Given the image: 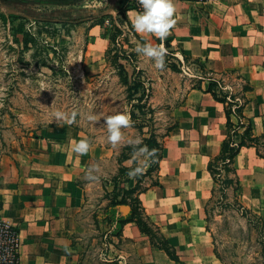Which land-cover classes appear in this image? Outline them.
Returning a JSON list of instances; mask_svg holds the SVG:
<instances>
[{"label": "rangeland", "instance_id": "374dc122", "mask_svg": "<svg viewBox=\"0 0 264 264\" xmlns=\"http://www.w3.org/2000/svg\"><path fill=\"white\" fill-rule=\"evenodd\" d=\"M98 2L15 0L4 3L0 0V173L8 157L17 150L16 143L23 148V141L28 137L50 133L52 137L66 134L75 142L89 139L91 148L81 155L84 172L78 180L93 184L72 237L76 264H152L151 255L147 261L130 241L113 235L115 221L107 212L113 198L110 192L116 184L115 195L118 199L122 196L126 185L121 167L135 166L136 141L141 140L143 145V139L149 138L151 133L164 147L159 169L152 168L155 160H151L144 173L130 179L129 185H134L137 180L140 189L152 190L159 183L167 182L162 172L168 169L169 155L165 150L168 130L178 125L179 109L186 92L196 84L200 73L196 65L183 60L184 54L169 41L145 38L133 28V31L126 29V34L114 37L108 61L102 62V71L94 77L88 76L83 59L89 42L86 18L105 10ZM111 10L103 12L114 15ZM100 20L97 18L93 22ZM107 29H111L109 25ZM109 33L113 34V30ZM137 42L162 44L167 49L164 70H156L147 58L136 54ZM122 54L130 57L128 63L120 60L126 64L128 73L134 72L150 87L148 103L153 109L154 121H146L149 115L131 120V126L122 129V141L113 145L107 139L104 120L117 113L129 116L132 110L138 113L131 106L137 102L127 98L113 66ZM246 70L240 67L238 72L225 78L223 90L236 91L240 83L237 77ZM211 71L215 74L226 72ZM57 110L77 112L76 122L69 125L54 120L53 113ZM90 114L96 115L97 122L88 120ZM259 150L264 155V144H260ZM213 187L215 191L206 203L204 218L213 261L217 263L215 256L221 264H264V217L250 208L247 198H241L234 181H220ZM179 217L187 220L185 214ZM140 219L146 222L144 215L140 214ZM154 219L151 221L159 227L161 223L167 225L164 218ZM162 232L168 239V233ZM161 254L167 258L165 253ZM3 259L0 255V264Z\"/></svg>", "mask_w": 264, "mask_h": 264}, {"label": "crops", "instance_id": "0c3cea01", "mask_svg": "<svg viewBox=\"0 0 264 264\" xmlns=\"http://www.w3.org/2000/svg\"><path fill=\"white\" fill-rule=\"evenodd\" d=\"M116 1L98 3L110 11ZM174 4L176 23L166 40L182 54L200 58L213 71L247 68L243 75L251 91L243 114L252 120L254 134L264 135V0H174ZM103 11L86 18L89 42L83 59L91 77L102 71L109 45L107 26L93 22L105 14ZM137 13L134 9L125 11L131 25ZM178 117V125L169 132L165 146L169 162L162 175L167 182L141 192L139 199L151 219L166 220L167 225L161 223L160 229L168 233L185 264H221L214 254L217 263L211 257L204 218L214 185L208 162L219 153L226 137L224 107L210 93L189 88ZM23 142V148L16 143L17 150L0 173V222L18 231L17 264H76L72 237L93 183L78 180L84 166L81 155L73 151L75 139L47 133ZM233 166L241 198H247L250 208L264 217V158L257 155L254 147H244L234 158ZM129 208L118 206L117 215L125 216ZM182 214L187 220L178 218ZM119 237L130 241L147 261L151 255L152 264L173 262L166 254L167 258L163 257V251L151 247L148 237L134 222L125 224Z\"/></svg>", "mask_w": 264, "mask_h": 264}, {"label": "trees", "instance_id": "16d2710c", "mask_svg": "<svg viewBox=\"0 0 264 264\" xmlns=\"http://www.w3.org/2000/svg\"><path fill=\"white\" fill-rule=\"evenodd\" d=\"M3 1L4 3H10L15 0ZM183 1L198 2V0ZM202 2L206 1L202 0ZM112 9L116 12L115 15L108 13L102 14L98 17L101 18V20L96 22V24L103 25L105 20L109 19L111 25L110 30H113V34H110V30H108L109 45L104 56L106 61H108L110 44H112L114 37L121 35L122 33L126 34V29L133 31L132 25L125 16V11L134 9L130 1L117 0L112 5ZM66 13H69L71 16L70 11H67ZM95 20H97V18ZM23 43L27 46L25 39L23 40ZM129 59V55L122 54V56L118 57V61L115 62L113 66L118 71L119 80L121 85L125 87L127 98L137 102L131 106L134 107L138 113L134 110L130 111V118L133 121H137L139 116L146 118L147 115H149V118H147L146 121H154L153 109L148 103V99L151 95L150 87H148L147 83H145L141 77L134 74V72L129 74L126 64L120 62V60H125L126 63H128ZM183 60L196 65V68L200 73L199 77L195 80L196 84L193 85L192 88H197L210 93L214 100L221 103L224 107L226 137L222 141L219 153L209 160L207 170L212 177L214 185L218 184L220 181H224V183L234 181L236 184V190L240 193V182L233 166L234 158L244 147H254L257 155L264 158V155H262L259 150L260 144H264V135L256 136L253 132L252 120L245 118L243 114L244 106L248 102L247 94L251 91V86L245 77L240 75L237 77V79H240L239 88L236 91H224L222 85L225 82V78L238 72L239 69L228 70L221 74H215L206 67L205 62L200 58H193L184 55ZM179 63L181 62L179 61ZM204 84L205 88H203ZM140 127L143 128L144 125L140 124ZM170 131L171 130H168V133ZM157 139L158 138L151 133L149 138L143 139V145H146L149 149L155 150V155L152 157V160H155L154 166L151 167L158 171L163 155V146ZM130 170V167H121V174L123 176L122 180L124 183H128L130 181L129 176H126ZM145 190L146 189L139 188V181L136 180L134 186L124 187L122 189V196L118 199L115 195L116 184H114V189L110 192L111 195L113 194V198L110 201L107 210L111 220L113 219L115 221L113 235L119 237L123 226L129 222H134L138 226L139 230L148 237L152 247L163 251L175 264H185L180 259L174 246L169 242L160 227L151 221L150 217L146 214L144 208L142 207L139 194ZM214 191L215 188L213 187L211 195H213ZM120 205L130 206V210L125 216H117V207ZM205 213H207V209H205ZM140 214L144 215L146 221L145 223L140 219Z\"/></svg>", "mask_w": 264, "mask_h": 264}, {"label": "clouds", "instance_id": "9594fccd", "mask_svg": "<svg viewBox=\"0 0 264 264\" xmlns=\"http://www.w3.org/2000/svg\"><path fill=\"white\" fill-rule=\"evenodd\" d=\"M139 4L142 11L135 14L132 19V27L135 32L149 34L160 41L166 40L176 23L174 18L176 13L174 0H139ZM134 51L138 56L147 58L156 70H164L167 49L162 44L154 45L147 42H137ZM77 115L78 113L75 111L57 110L53 113V119L71 125L76 122ZM88 120L94 123L97 122V117L95 114H90ZM104 121L108 132V141L113 145L119 144L123 139L122 129L131 126L130 116L126 113H117L107 117ZM136 145L137 148L133 156L135 166L128 172L130 179H135L142 175L155 155V150L149 149L146 145L141 146V140H137ZM90 148V140L83 138L75 143L73 151L80 155H85Z\"/></svg>", "mask_w": 264, "mask_h": 264}, {"label": "built area", "instance_id": "2783aa9c", "mask_svg": "<svg viewBox=\"0 0 264 264\" xmlns=\"http://www.w3.org/2000/svg\"><path fill=\"white\" fill-rule=\"evenodd\" d=\"M129 1L133 5L134 10L138 12L142 11L139 0ZM198 2H202V0H198ZM104 24L111 27L109 20H105ZM18 245L19 241L16 229L8 224L0 222V255L4 257L2 264L18 263Z\"/></svg>", "mask_w": 264, "mask_h": 264}]
</instances>
